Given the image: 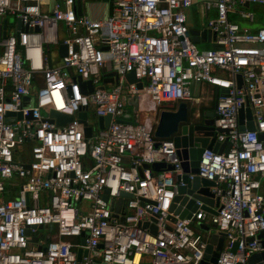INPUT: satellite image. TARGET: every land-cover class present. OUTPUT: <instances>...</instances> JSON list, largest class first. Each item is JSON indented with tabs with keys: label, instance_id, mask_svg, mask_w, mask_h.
I'll return each mask as SVG.
<instances>
[{
	"label": "built area",
	"instance_id": "built-area-1",
	"mask_svg": "<svg viewBox=\"0 0 264 264\" xmlns=\"http://www.w3.org/2000/svg\"><path fill=\"white\" fill-rule=\"evenodd\" d=\"M246 3L264 6L116 0L95 20L77 14L76 0L49 12L40 0H0V20L20 25L0 37V197L5 182L20 181L16 197L0 201V264H202L209 234L194 225L206 224L223 235L214 264H246L264 251V27L231 20L254 22ZM194 4L205 20L197 30L210 34L202 50L187 35ZM196 84L215 89V140L229 149H204L197 166L218 206L207 212L196 200L180 219L171 206L185 185L181 161L171 139L154 138L153 118L165 104L199 101ZM52 112L71 120L60 126Z\"/></svg>",
	"mask_w": 264,
	"mask_h": 264
},
{
	"label": "water",
	"instance_id": "water-1",
	"mask_svg": "<svg viewBox=\"0 0 264 264\" xmlns=\"http://www.w3.org/2000/svg\"><path fill=\"white\" fill-rule=\"evenodd\" d=\"M80 0H76V8L79 7ZM248 7V4H245ZM242 26V25H240ZM191 37V40L199 44L200 40L209 41L210 34L208 31L189 30L187 33ZM6 36V23H3L1 28V38ZM66 46L60 45L59 53L60 56L65 55ZM130 81H133L132 76H128ZM240 84V77L237 76ZM80 80V79H79ZM112 82V79H104L103 83ZM90 90L92 89L91 83ZM138 88H141V84H138ZM226 90H220V92ZM84 92V91H83ZM218 94V93H217ZM244 112L248 114L247 110L240 109L238 111V123L242 125ZM51 117L56 119L58 125L63 126L65 123L71 120L70 117L61 115L57 112H52ZM86 112L79 114V119L82 124L86 126ZM193 117V121L190 120ZM123 119H129V115H124L121 117ZM110 116L104 118H98V127L103 129L109 123ZM52 122V120H50ZM246 128L249 130L253 129V124L251 122L246 123ZM242 129V127H241ZM221 132V130L213 129V111H206L202 113V116L198 114H188V107L185 102L165 104L158 109L157 121L154 124L153 136L156 139H171L177 149L178 157L181 161L182 176H177L176 179H180L185 184L184 186H179L178 195L174 198L172 209L175 210V215L180 219L190 218L193 213L197 210L196 200L202 202L203 209L207 212H212L213 207L218 206V199L210 192V188L214 186L213 182L207 181L205 179H200L197 174V166L199 163L200 156L204 149H211L213 151H224L225 153L229 149L227 143L219 144L216 142L215 132ZM226 133V131H223ZM91 129H85V136L90 137ZM261 138L263 136L261 135ZM147 167V165H145ZM153 171L158 172L164 168L163 163H155L151 166ZM167 169H172L168 166ZM192 174L193 177L189 179V175ZM123 197L129 198L130 195L122 194ZM106 199V197H105ZM41 228V227H39ZM213 228V229H212ZM213 231H209L208 227L206 231L209 234L208 244L205 250V259H209V262L203 261L202 264H214L218 257V252L222 249L223 245V235L215 233V226H212ZM152 232L155 229L152 227ZM261 239V243L264 246V232H261L258 236ZM252 240V239H249ZM36 238H32L31 242H35ZM83 243V240L81 241ZM236 245L233 247L232 251L235 250ZM81 252L78 251L77 260L80 259ZM264 263V251L258 254H253L247 259L246 264H262Z\"/></svg>",
	"mask_w": 264,
	"mask_h": 264
},
{
	"label": "crops",
	"instance_id": "crops-1",
	"mask_svg": "<svg viewBox=\"0 0 264 264\" xmlns=\"http://www.w3.org/2000/svg\"><path fill=\"white\" fill-rule=\"evenodd\" d=\"M116 0H80L79 7L76 8V12L78 15L82 16H89L95 20L97 19H103L106 17H109L113 13V5ZM58 2V0H40V9L43 12H49L53 6ZM253 5L254 9L262 8L264 9V6L258 5V4H251ZM250 5V6H251ZM249 7H245L246 9H249ZM76 7V6H75ZM192 7H195L196 10L194 12V15H199L200 21L204 19V17L201 15V6L199 4H194ZM191 7V8H192ZM191 8L189 10H191ZM189 10L186 13H189ZM254 14V13H253ZM11 17V16H8ZM8 17H4L3 20H0V37H1V28L3 25V22L6 23L7 29L10 31H16L20 25L19 23L14 19V24L10 25L14 27L12 30L9 28V23H8ZM231 18H233L239 26L243 29H247L251 32H254L258 30L263 26L258 25V19L260 18L259 16L254 14V22L248 23L242 19L237 14L231 15ZM193 29V28H190ZM203 44V43H201ZM208 45V44H207ZM210 47V46H209ZM208 47V48H209ZM192 93H194V99H199V101H189L185 102L186 104H191L190 102H193L194 106H198V110L193 113L191 112V115L194 114V116L200 114L202 116V113L206 111H213L214 105H215V89L207 84H196L191 86ZM209 91L208 94H210L208 97H206V93ZM28 145L24 147V150H27ZM20 181L18 179H12L8 182H5L6 190L5 192L1 195L0 201L1 200H9L13 199L17 195L18 191V184ZM196 227V230L202 231L203 233H207L206 228L208 227L209 231H213L212 225L206 224L204 226H198L194 225ZM212 228V229H211Z\"/></svg>",
	"mask_w": 264,
	"mask_h": 264
},
{
	"label": "rangeland",
	"instance_id": "rangeland-1",
	"mask_svg": "<svg viewBox=\"0 0 264 264\" xmlns=\"http://www.w3.org/2000/svg\"><path fill=\"white\" fill-rule=\"evenodd\" d=\"M254 6L251 5L249 9H246L247 11H250L252 13H254L255 15L259 16L260 18L258 19V25L259 26H263L264 25V9L262 8H258L254 9ZM196 8L192 7L191 10H189V13H187L188 16V27L193 28V29H200L201 27L204 26L205 24V20H201L200 21V17L199 15H194ZM8 16H6L7 19ZM231 20H234L233 18H231ZM8 23H9V28L12 30L14 27L10 26L14 24V19L12 17H8ZM198 49L202 50V49H206L209 47V45L207 44H198L197 45ZM209 91L206 93V97H208L210 94H208ZM191 95L192 97H194V93H192L191 90ZM191 104L187 103V107H188V114L191 116V112L195 113L198 110V106H194L193 102H190ZM151 117V116H150ZM157 117H158V112L156 113V116L153 118V124H155V122L157 121ZM193 121V117H191V119ZM142 122H145L144 120H142Z\"/></svg>",
	"mask_w": 264,
	"mask_h": 264
}]
</instances>
